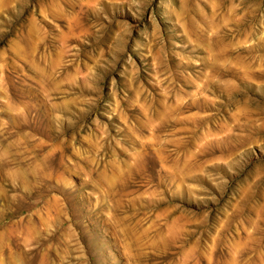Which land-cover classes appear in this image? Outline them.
<instances>
[{
    "label": "rangeland",
    "instance_id": "obj_1",
    "mask_svg": "<svg viewBox=\"0 0 264 264\" xmlns=\"http://www.w3.org/2000/svg\"><path fill=\"white\" fill-rule=\"evenodd\" d=\"M0 264H264V0H0Z\"/></svg>",
    "mask_w": 264,
    "mask_h": 264
}]
</instances>
